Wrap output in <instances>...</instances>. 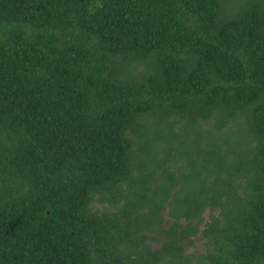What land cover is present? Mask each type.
<instances>
[{"label":"trees","instance_id":"obj_1","mask_svg":"<svg viewBox=\"0 0 264 264\" xmlns=\"http://www.w3.org/2000/svg\"><path fill=\"white\" fill-rule=\"evenodd\" d=\"M0 264H264V0H0Z\"/></svg>","mask_w":264,"mask_h":264},{"label":"rangeland","instance_id":"obj_2","mask_svg":"<svg viewBox=\"0 0 264 264\" xmlns=\"http://www.w3.org/2000/svg\"><path fill=\"white\" fill-rule=\"evenodd\" d=\"M179 149H180V147H179ZM95 206L100 209V208L108 207L109 205L106 202H101V203L97 202V203H95ZM206 216H207V210L204 211L203 218L205 219ZM147 235L151 236L152 234L148 233ZM147 243H149L151 248L157 247V244L153 241L147 240ZM201 250H202V239H200V238L191 237L190 242L186 243L184 245V251L186 253H191V252L196 253V252H199Z\"/></svg>","mask_w":264,"mask_h":264}]
</instances>
